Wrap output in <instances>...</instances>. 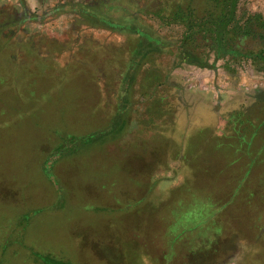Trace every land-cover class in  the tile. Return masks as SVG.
<instances>
[{"label": "rangeland", "instance_id": "rangeland-1", "mask_svg": "<svg viewBox=\"0 0 264 264\" xmlns=\"http://www.w3.org/2000/svg\"><path fill=\"white\" fill-rule=\"evenodd\" d=\"M68 1L92 0H0V264H264V147L236 144L264 73L161 56L118 132L127 37L55 9ZM251 14L264 0L238 1L237 22Z\"/></svg>", "mask_w": 264, "mask_h": 264}, {"label": "trees", "instance_id": "trees-1", "mask_svg": "<svg viewBox=\"0 0 264 264\" xmlns=\"http://www.w3.org/2000/svg\"><path fill=\"white\" fill-rule=\"evenodd\" d=\"M238 1L92 0L91 3L68 1L55 9L75 13L89 28L104 29L127 37L128 58L126 63H123L125 70L121 74L126 85L121 87L120 108L117 111L116 130L121 132L125 124L123 112L128 100V87L135 80L136 72L141 66L146 65V71L149 73L161 56H171V68L181 64L214 68L219 59L228 62H239L244 59L250 61L255 70L264 73V18L259 14H251L243 24H239L236 19ZM152 18L158 20L157 27L150 23L149 20ZM168 25L181 26L180 36L170 38L161 35L159 28ZM0 42L6 44L9 40L6 38ZM19 42L21 46L25 44L31 51L36 48L35 42ZM210 53L213 54L212 62L208 60ZM161 71L160 74L149 76L153 89L165 82L170 70L165 73ZM253 96L256 100L253 102V109L250 110L251 114L243 110L242 112L254 120L246 116L249 122L243 121L236 125L239 128L237 131L239 141L236 144L245 152L257 143L260 144L259 147H264V92ZM181 98L179 94L177 100ZM160 99H163L162 95L159 96ZM246 129L249 133L245 132ZM58 149L57 154H61V149ZM58 158L59 156L55 154L50 155L48 163Z\"/></svg>", "mask_w": 264, "mask_h": 264}]
</instances>
